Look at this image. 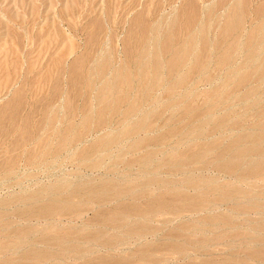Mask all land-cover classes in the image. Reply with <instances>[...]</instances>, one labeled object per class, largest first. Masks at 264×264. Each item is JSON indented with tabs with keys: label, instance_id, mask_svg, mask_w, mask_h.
<instances>
[{
	"label": "bare ground",
	"instance_id": "1",
	"mask_svg": "<svg viewBox=\"0 0 264 264\" xmlns=\"http://www.w3.org/2000/svg\"><path fill=\"white\" fill-rule=\"evenodd\" d=\"M188 1H189L190 6L186 7L187 13L184 14L185 16H184L183 22L180 24V22H179L180 20H177L178 23H176L177 21H174V20H172V21L168 20L169 21L168 28L165 27L167 29L166 30L163 29V31L159 30L160 29V28H158L159 23L156 24L160 19L158 21L156 20L155 22H149L148 12L146 13V11H145L146 9L144 11H141V10L138 11L137 10L138 12L135 13L132 22L130 23V21H129V23H130V25L128 24L129 28L127 27L128 29L127 28L125 29V31L126 30L127 31L125 34H123L124 37L123 38L121 37L122 39L120 38L121 39L120 40L121 47H119L120 49H117V50L113 49L112 46L108 47L105 50L99 49L100 47H98L100 43L101 44H105V43L107 44L109 42V41L105 40L106 37L104 38V40H102L103 34L100 35L101 31H102V27H103V23L101 22L102 19H101V21H99V20H93L92 22L90 21L91 23H90L89 27H88V24L86 25L87 30H88V28H91V29H89V32H87L88 37H86V39H85L87 41L86 42L87 45H85L86 47H84L85 49L82 51V53L79 52L80 55H76L73 59H71L72 61L69 64H67V67H66L65 72H66L67 77H66L65 81L67 83V88L66 87H65L66 89L64 88L65 91L63 89V91L65 92L64 95H66V96H64L62 93V95L65 98V100L63 99V101H64L63 105H61L62 104L61 103V104H59V105H61L60 107H56V106H54V104L48 105L46 100H45L46 101L45 103L43 102V104L47 103V106H46V108L43 109L42 112L40 111L42 113L40 121L39 122L37 121V123L35 122L33 124V126H29L32 128L34 127L37 130L33 128L36 131L34 133H31V135L32 134L33 135L32 136L30 135V137H31L30 140H27V141H29V143H26V144L23 143L24 146H22V150L20 149V151H23V152H22V154L20 152V154L23 156V158H22L24 160L23 162L27 166H48V165H51V162L53 160H55L57 157L61 158L62 155H66L65 158L68 161H70V163L75 164L77 170L78 169L79 170H88L91 172V174H93L92 173L93 171H99L101 169H104L105 173H102V175L100 176L99 179L96 178L97 180H95V178L94 179L90 178V179L86 180L87 179L86 178V179H84L86 181H84L83 179H80V177L78 176V177H76L77 180L75 178L76 181L69 180V179L56 180V181H53L52 183H50L51 182L50 181L49 185H46V186L42 185L41 187H39L38 189H36L34 191L30 189V191H23V192H20L19 194H15L13 196L10 195L11 197L9 199L7 198V200L5 199L3 202L1 201L2 202V206L0 207V209H1L0 210V238H1V240H0V259L1 260L3 257H5V254L6 255L8 254V255H11L9 259H13L14 257L16 258V256H17V259L15 261H17V260L21 261L22 259L25 260L26 262L28 261V263L23 261L25 264H46L48 262H50L51 264L52 263L59 264V263L63 262L64 258L66 257L65 256L66 250L78 252L79 250L85 249L86 250L85 254H83V255L80 254V256H77L81 259L77 260V257H76V260L79 261V263H77V264L81 263L80 260H82V264H123L125 261H123L121 259H116V258H113L110 256L101 255L100 253L96 254L95 251L100 252V250L101 249L103 250L104 248L110 249V250H117V248H119V247L121 248V247H123L124 244H127L128 240H129L128 238L131 235L136 237L137 240L140 239L141 237H145L147 234H148V236L149 235H156L157 234L156 232H158V229L155 231V228H152L151 226L146 225L143 222V220H141V219H148L150 221L155 216L162 215V214H173L174 216H177V215L186 214L185 212H187V214L201 213V212L203 213L206 210H209L211 208L213 209L217 206L219 207L222 204V202H228V203L231 202L232 210H234L238 213H244L245 214V213H249L250 212L249 210H251V209L256 210L257 205L253 204V201L255 200V198L250 197L251 200L241 199L243 201H239L241 195L246 196L245 191H242L240 188H237V187H233V189H228L230 186H232L231 184H230V186H228V188H226L227 190L218 189V188H215L216 184H214V180L213 181L207 180L205 182L202 179V177L200 179V175H199L198 181L196 179H195L196 180L195 181L192 179L193 176L191 174V176L190 175L185 176L181 181V183H183V184L182 185L180 184L182 187H178V186H176L177 184L174 183V180H173L174 177H172L175 174L174 175H172V174L175 173L176 171L180 172V174H181V169H183V168L188 169V172L190 170H192V172H193V170H194L198 174H201V172L204 170V168L206 167L205 170H207V168L209 166L217 172V175H222L224 177L225 176L230 177L231 179L234 178L236 181L240 180V182L244 181L248 177L249 178L252 176L257 177V176H261V175L264 176V163L263 162L258 161V160H255V161L250 160L247 162V164H242L243 163L242 159H244V158L247 159L248 156L250 158L251 154L254 155V154H263L264 153V103L263 104L261 103L262 105L260 104L261 108L258 112L259 113V118L257 117L258 121L256 120L257 122L255 121V123L250 124L249 126H247V128H245L243 126L244 130L242 129V124H244V123H242L243 121L238 120L239 114L236 116L237 120L232 119V118H231V120H228V119H226V116L222 117V115H221V117H222L221 119H219V120L217 119V121H216V119H214L215 122L213 123L212 128L210 130L207 131V129H206L208 134H210V133H213V131H216L218 129L219 130L221 128L223 129L224 126H226V125H232L235 127L237 126V128L238 127L241 128L242 130L240 129L241 130V131L239 130L240 132L237 129H235V130H237L238 133L237 134H236V132L234 133V135L232 136L233 137L232 140H231L232 137L231 138L227 137V138H230V140H231L230 142L224 143V142H220L219 140L211 141L207 144H205L206 142H204V145L201 144L200 146H198V148L195 151H192V149H191L192 146L188 145V148H186L187 150L186 149H185L186 151L183 150L185 152H182V153H179L178 149H180V147L174 145L175 147L169 146V148H170L169 152L164 151V152H168L169 154L168 153L163 154V152L161 151V149L163 147L162 148L159 147V144H160V146H162L161 144L166 142L167 138H171L174 136L178 137L177 139H179V142L183 139L190 141L191 139L196 137L193 135V133L196 130H198L199 128L202 129L201 126L203 127V125H202L203 123L206 124V123H209L211 121L201 123V121L204 120V119L200 118V116H202V114H203V112L200 113L202 111V109L199 110L200 111L199 112L197 110L199 108H197V109H196V107L193 108L194 106L187 103L186 109H185V107L183 109L185 110V115L187 116L189 122H191L192 127H190L188 130L183 128L184 130H187V131L185 133L180 132V134L177 135L178 129H176V131H174L176 126L174 128L173 125L168 124V123H167L168 128L166 131H164V129H163L164 132H162V131L160 132L159 131L160 128L156 129V125H158V123H161V122H156V121L159 120V117L162 115L160 110L157 112V110L159 109L157 107V105L155 107V108H158L156 111H154L155 110V108H153L154 105L152 106V108L154 110L150 109L151 110V111L149 110L150 112L149 111L146 112L145 109H143L144 108L143 105H145L147 99L150 98L149 95H150V93H152V91L157 92V90L159 88L162 89L165 86L162 90H164V93L168 96V99H169V97H172L175 94V91L179 87L182 89V85L185 82L187 83V81H189L188 79L190 76L194 75L195 73H197V74L203 73L206 69V66L209 64L207 62L208 57H209L208 55H210V57H211V54H207L208 53L207 49L210 48V47H208L209 41L207 40L206 35L205 36L203 35L205 33L204 29L207 32L206 28L205 27H203L204 29L202 28L203 29L202 31L204 32L203 34L200 32V30H198V32L196 31V33H193L194 31H192V28L193 29L195 28L192 25L196 21H198L199 16L197 14L201 10L199 8L198 10H200V11L199 12L197 11L198 7L194 6L196 4H193V0H188ZM186 3L188 4V2H186ZM142 8H145V7H142ZM237 8H239V7H237ZM258 8H259V6H258ZM178 9L180 10V8H178ZM181 9H183V8H181ZM242 9H240V10H242ZM255 9L257 10V8H255ZM262 10H263V8H262ZM148 11H149V9H148ZM238 11L239 10L237 9V12ZM176 12L178 13L179 11H176ZM108 13H110V12H108ZM231 13H232V11H231ZM233 13H234V11H233ZM240 13H241V11H240ZM104 14L101 13L100 16H102ZM200 14H202V16H203V12H200ZM206 14L207 13H205V15ZM229 14H230V10H229ZM105 15H107V14H105ZM175 15H176V13H175ZM181 15H183V14H181ZM196 16H198L197 20H196ZM206 16H204V17L207 19L208 16L207 17ZM225 16H223V17H225ZM241 16H243V15H241ZM176 17H177V15H176ZM200 17H201V15H200ZM99 18L100 17H98V19ZM109 18H111V17H109ZM180 18H178V19H180ZM239 18L240 17L237 15V13H236V16H234V15L231 16V15L227 14V18L224 19L226 21H224L225 23H224L223 28H222V26H220L221 30H223L222 33H227V32H230L231 30L233 31L235 29L234 27L236 25H238ZM131 19H132V17H131ZM161 19H163V18H161ZM182 19H183V17H182ZM199 21H201V20H199ZM203 21H205V20H202V22ZM104 23H105V21H104ZM166 23L167 22H165V24ZM165 24H164V26H165ZM204 24H205V22H204ZM204 24H202V26ZM72 25H74V24H72ZM219 25H218V27H219ZM239 26H240V23H239ZM257 27H259V26H257ZM58 28L59 27H57L56 29L58 30ZM105 29H106V27H105ZM239 29L241 30V28H239ZM220 31H218L219 37L221 35V33H219ZM250 31L252 33L251 29H250ZM257 31H258V29L254 30V32H257ZM234 32H236V30H234ZM58 33L61 34L62 32H60V30H59ZM148 33L151 34L152 36H148L147 35ZM180 33H183V35L187 38L182 43H178V44H181L178 46L176 41L178 40L177 38H179V40H180V37H182ZM179 34H180V37H179ZM208 34H209V36L212 35V34L210 35V32ZM227 34H225V35H227ZM111 35H109V36L107 35L108 40L113 39ZM230 35H231V33H230ZM230 35L228 34V36H230ZM237 35L239 36L240 34L237 33ZM237 35H236V38H237ZM216 36H218V35H216ZM251 37L249 40H251ZM258 37H259V35H258ZM247 38L245 40L249 41V40H247ZM254 38H256V37H254ZM239 39H240V37H239ZM262 39L263 38L261 37V40ZM210 40H212V37L210 38ZM240 40H242V38ZM232 41H233V39H231V42ZM173 42L177 44V45H175V48H173V46H172ZM195 42H197L199 44V47H200V48H198L199 50H197V52L194 51L195 50L194 48H196V47L193 48V46L195 45L194 44ZM212 42H214V40ZM229 42L230 41H228V43ZM238 42L239 41L237 40V43ZM251 42H252V40H251ZM251 42H248V46L245 42L246 45L244 47L247 46L246 48L251 49V47L253 46V45L251 46V44H252ZM197 43H196V46H197ZM215 43L216 42H214L213 44L215 45ZM237 43L235 42L236 45H237ZM108 44H110V43H108ZM263 44H264V42H263ZM212 45H211V47H212ZM222 45H224V44L222 43ZM222 45L218 46L219 47L218 49H222ZM225 45H226L225 47H227L228 44H225ZM176 46H178V47H176ZM106 47H107V45H106ZM213 47H212V49H213ZM216 47H217V45H216ZM231 47L232 46L230 45L222 53H220L218 51L219 52V55L217 54L218 56H215L216 55L214 53L215 48L213 49L214 50V51H212L214 53L213 55L216 57V58H214L216 60V62H215L216 67L224 66L225 63L227 65V62H229L228 59L232 56V55L231 56L229 55L230 53H232V52H230ZM235 47H238V46H235ZM242 47H243V45H242ZM243 48L241 50H244ZM250 49H248V53H249ZM165 50L171 51V53H170L171 56H167V51H166L165 56H167V58L169 57V59L167 61H164L165 59L163 60V58L161 57V53ZM236 50H238V48H236ZM263 50H264V48H263ZM192 51L195 53L192 54ZM245 51H246V49H245ZM254 51H253V53H255ZM68 52H70V50ZM251 53L252 52H250L249 54L251 57H253V53L252 54ZM54 54H55V52H54ZM57 54L58 53H56V55ZM115 54H117V55H115ZM242 54L244 55L243 51H242ZM261 54H262V56L264 55L263 51ZM51 55H53V54H51ZM56 55H55V57H50L48 59V61L46 63L48 66L45 65V68H48V69H45L46 70L45 72L43 71L44 70L43 67H42V69H40L43 71V75H44L42 78L43 79L45 78L44 81L41 82V83H44V85H45V82L46 83L48 81L51 82L56 77L59 78V75H58L59 71L63 69V68H61V66L58 69V65H60L59 61H60V58H62V57L58 58V57H56ZM113 55L116 57L118 56V58L120 57L121 62L117 61L116 63H113V61H114L113 59H116V57L113 58ZM60 56H62V55L60 54ZM190 56H191V60H189L188 66H185V65H187V64H184L185 60H187L188 57L190 58ZM241 57H244V56L241 55ZM247 57H249V56H247ZM231 58L233 59L234 57H231ZM231 58L229 59L230 61H231ZM259 58H260V56H259ZM16 59L17 58L15 57L14 60H16ZM242 59H243V61L245 60L244 58H242ZM263 59H264V57H263ZM14 60H13V62H14ZM246 61H248V60H246ZM246 61L242 62L243 66H245L244 63ZM256 61H255V63L257 65ZM259 61H260V59L258 60V62ZM186 62L188 63V61H186ZM252 62H253V60H252ZM252 62H250V63H252ZM16 63L17 62L15 61L14 64L16 65ZM262 63H260V64H262ZM246 64L248 66V62H246ZM32 65H33V63L31 62V66ZM63 65H66V64H63ZM50 66H52L53 70H54L52 73H51ZM247 66H245V67L247 68ZM207 68H208V66H207ZM246 68H244V70H248ZM234 69L232 68L231 71H234ZM249 69H250V65H249ZM64 70H65V68H64ZM132 70L135 71V73L138 75L137 76L136 74H134L135 77L136 76L138 77V78H136L137 80H134ZM179 70H182V72H184V74L180 76V74H181V71H180L179 77H177V76L175 77L176 72L177 71L179 72ZM238 70H239V68H238ZM241 70H243L242 67H241L240 71ZM163 71H166L165 77H163L164 75L163 76L161 75ZM62 72H63V70H62ZM233 73H235V72H233ZM237 73H239V72H237ZM241 73H242V71H241ZM241 73H239V74H241ZM41 74H42V72H41ZM239 74H238V76H240L239 79L237 81L235 79V82L233 83L234 87H237L239 85H242V87H243V85L246 86V84L249 82V80L251 78H252L251 81L253 80L254 75L257 77V79L258 78L263 79L264 78V64H263V67L257 68L256 71L251 70L248 72H243L242 75H239ZM203 75H202V77H203ZM205 75H206V73H205ZM230 75L231 76L234 75L232 78L237 76V75L235 76V74H233V75L230 74ZM230 75H229V77H230ZM205 77L202 79V82L204 81V79L207 80V78H205ZM42 78H41V80H42ZM225 78H227V77H225ZM232 78H230L229 81H231ZM25 79H27V78H25ZM56 79L54 80V83H55ZM199 79H200V75H199ZM58 80L59 79H57V81ZM223 80H224V78H223ZM223 80H222V82L225 81V80L224 81ZM232 80L234 81V79H232ZM263 80H262V82H263ZM97 81L99 83L97 85L98 87L96 88V90L94 92V96L91 97V91H92L91 87L94 85V83H97ZM195 81H197V80H195ZM233 81H231V82H233ZM191 83H189V85ZM204 83H206V82H204ZM256 83H258V81ZM29 84H32V82L31 83L29 82ZM220 84L222 85V83H220ZM233 84L231 86H233ZM251 84H253V83H251ZM36 85H39L38 87H40V84L36 83ZM36 85H31V86H35V90H36ZM51 85H53V83ZM56 85H54L55 88H58ZM229 86H227V87H229ZM231 86L229 88H231ZM249 86L251 87L250 83H248V87ZM38 87H37V89H39ZM253 87H254V85H253ZM55 88L53 89L52 92L55 91ZM94 88H95V85H94ZM122 88H123V90H122ZM216 88H219V87H216ZM216 88H214L213 90H210L209 93L207 94V96H208L207 98L212 99L213 97H215V98H213V99H215V101H213L215 103L212 105H209V106L206 105L208 108L207 109L204 108L206 110V111L204 110L205 111L204 115H206V113L212 107L213 108L219 107V105H222L224 102L226 103L225 97L227 94L222 93L223 96H225V97L224 98L220 97L221 94H218L217 92H220L221 89L220 90L218 89V91H217ZM246 88H247V86H246ZM252 88H251V90H252ZM208 89H210V88H207V90ZM237 89H238V87H237ZM254 89H255V87H254ZM182 90L179 91L180 95H181V92L184 91V90L183 91ZM188 90H190V89H188ZM251 90H248V88H247L244 93H242L243 91H241L242 94L240 93V95L238 94L239 92L238 93L236 92L239 96L234 92H233V95L236 94L235 96H238L241 99V101L242 100L246 101L247 99H249L248 97H250V95L252 94ZM204 91L205 90H203V92ZM226 91H228V90H226ZM37 92H39V91L37 90ZM49 92H51V89ZM57 92H59V91H57ZM221 92H224V91H221ZM229 92H227V93H229ZM263 92H264V90H263ZM179 93H177V94H179ZM189 93H192V91H190ZM258 93H259V91H258ZM55 94H53V95L50 94V96H54ZM160 94L163 96L162 93H160ZM57 95H58V93H57ZM132 95H135V97L134 96L131 97ZM158 95L159 94L157 92V96ZM187 95H190V94H187ZM157 96L153 97L154 102L159 101ZM183 97H184V93H183ZM229 97L231 98V100L233 99L231 96H229ZM80 98L84 99V104L83 105L81 104V106H79L76 103V101ZM175 98H176V96H175ZM178 98H176V99H178ZM190 98H191V96H190ZM202 98H204V97L202 96ZM239 98H238V100H240ZM15 99L10 101V104H9V108L12 111L10 113L11 115L8 117V121H7L9 123V125L14 124L15 121L16 122L21 121V119H20V121H17V119H16L17 117L15 116V113H14V111H16L18 106H19V104L17 102H15ZM43 99H45V98L43 97L42 100ZM51 99H49V101ZM172 99H174V97ZM172 99H170L171 101H169L168 105L165 104L166 107L170 106L173 108V106L179 102V100L176 101V100H172ZM210 99H208V101H210ZM251 99L248 100L249 103H250ZM80 100H78V103ZM91 100L94 101V105L91 104ZM153 100L151 101V99H150V104L153 103ZM182 100H180V101H182ZM229 100H227V101H229ZM234 100H235V98H234ZM238 100H236V101H238ZM39 101H41V100H39ZM39 101L37 100V103H39ZM166 101H168V100H166ZM166 101L163 100L161 103H164ZM188 101H189V98H188ZM34 102L36 103V101H34ZM254 102L257 103V101H254ZM52 103H53V101H52ZM203 103H206V102H203ZM225 103H224V106H226L228 102L226 104ZM256 103H255V105H256ZM40 104L41 103H39V105ZM150 104H149V106H150ZM246 104H247V101H246ZM31 106L33 107V105H30L29 109L31 108ZM43 106L45 107V105H43ZM145 106L147 107L148 105L146 104ZM183 106H184V104H183ZM183 106H181V107H183ZM197 106L199 107V105H197ZM227 106L229 107L231 105L229 104ZM181 107L179 109H182ZM202 107H204V105ZM7 108H8V106H7ZM36 108H38V107L36 106ZM150 108H151V106H150ZM220 108H222V107L220 106ZM254 108H255V106H254ZM4 109L5 108H3V110ZM40 109H42V108L40 107ZM161 109H163V107ZM169 109H171V108H169ZM173 109H175V108H173ZM177 109H178V107H177ZM177 109H176V111H177ZM256 109H258V108H256ZM18 110H20V108ZM32 110H34V109H32ZM35 110H38V109H35ZM146 110H148V109L146 108ZM167 110H166V112H167ZM171 110L169 111L170 113H171ZM2 112H4V111H2ZM6 112H5V114H6ZM34 112H36V111H34ZM77 112H81L78 117H77V114H78ZM172 112H173V114H175L174 111H172ZM214 112H216V111L214 110ZM1 113H0V137H3L5 135V133H7L8 129H6L7 127H5V125L3 126V120H4L3 115L4 114L2 115ZM37 113H38V111H37ZM222 113H223V111H222ZM224 113H225V110H224ZM29 114L30 113H28V115ZM135 114H139V116L137 118H133V115H135ZM217 114H219V113H217ZM229 114L230 113H228V115ZM38 115H40V114L38 113ZM171 115H172V113H171ZM172 116H174V115H172ZM172 116H171V118H172ZM175 116H178V115L175 114ZM239 116H241V115H239ZM154 117H156L157 120H155L156 118H154ZM204 117L205 116H203V118ZM218 117H220V116H218ZM260 117H262V119ZM38 118H39V116H38ZM208 118L210 119V116H208ZM34 119H36V118H34ZM152 119L155 121H153ZM161 119H163V118L161 117ZM165 119H168V118L166 117V118H164V120ZM211 119L213 121V117ZM179 120L177 119L178 122H179ZM181 120L183 121V119H181ZM29 121H31V120H28V123H29ZM168 121L166 120V122H168ZM186 121H187V119H186ZM169 122H171V121H169ZM23 123H25V122H22V124ZM28 123H26V126ZM162 123L164 124V126L166 125L165 122H162ZM174 123H176V122H174ZM183 123H181V124H183ZM22 124H21V127L23 126ZM14 125H16V124H14ZM14 125H13V128H15V130H16V127H14ZM179 125H180V123H179ZM187 125H188V123H187ZM159 126H161V125L159 124ZM26 129H28V128H26ZM161 129H162V127H161ZM183 129H181V130L184 132ZM30 130H32V129H30ZM230 130H229V133L232 132L233 129H230ZM10 131H13V130H10ZM16 131H18V130H16ZM23 131L26 132V134H28L27 131H25V130H23ZM206 131H204V132H206ZM24 132H23V134L22 133L21 134L24 135L25 134ZM204 132H202V133H204ZM202 133L200 134V136L203 135ZM216 133H218V132H216ZM216 133H214V134H216ZM12 134H14V133H12ZM141 134H142V136H141ZM204 134H206V133H204ZM219 135H221V134H219ZM9 136H11V135H9ZM197 136L199 137V135H197ZM24 137L25 136H23V139H24ZM190 137H193V138L190 139ZM187 138H189V139H187ZM89 139H91V140H89ZM222 139H223V137H222ZM19 140H20V142L23 141V140L21 141V139H19ZM169 140H171V139H169ZM194 140L195 139H193V141ZM207 140L209 141V138H207ZM123 141H126L125 143H127L128 145L126 144V146H122L123 145L122 143H124ZM193 141L190 143L192 144ZM13 142H14V139H13ZM169 142H171V141H169ZM175 142H176V140H175ZM225 142H226V140H225ZM12 145H11V147H13V149H15L14 146H12ZM18 145H19V143H18ZM163 146L166 147V143L163 144ZM193 146H194V144H193ZM177 147H179V148H177ZM114 148L115 149L117 148V153H115L117 155L116 156L114 155L115 157L112 156V153H110L114 150ZM140 149L143 152L140 155H138V153L140 152L139 151ZM180 151H181V149H180ZM208 153H210V154L213 153L214 158L212 157L213 159L210 162H208V165H207V164H205L203 157L205 155H207ZM124 154H130V155L133 154L134 157L132 155V157H133L132 159L129 160L128 159L129 157H128L127 158L128 160L127 159L125 160V158H123V157H125L126 155L124 156ZM159 154L162 158L160 159L158 157L159 160L154 165L153 164L154 161L157 160L156 158L154 160V157L156 155H159ZM225 155L227 156V158L225 157ZM255 156H252V157H255ZM260 157L258 156V159ZM11 159H12V157H11ZM209 159H211V158H209ZM260 160H261V158H260ZM244 161H245V159H244ZM11 162H13V161H11ZM54 162H56V161H54ZM8 163H7V166H9ZM119 163L120 164L124 163L126 165V167H129V168L132 165H135V164L138 165V167H139V173L138 174L139 175L135 178H128V179L127 178L112 179L113 177L112 178L108 177V171H113V170L109 169V167L112 166L111 168H114L113 167L114 165L115 166L117 165L116 167H118ZM9 164H12V163H9ZM50 167L51 166H49V168ZM163 167L170 173V175L168 174V177L166 179H162L160 177L161 174H160V176L158 175L159 169H161ZM184 172L187 173V170L186 171L184 170ZM184 172L182 174L183 176H184ZM6 174H9V170L5 171V175ZM88 175H89V173H88ZM195 176H197V175H195ZM202 180L204 181V183ZM217 183H218V180H217ZM237 183H235V184H237ZM201 184H206V186H207V184L210 185L209 190L211 191V193H210V191L208 193L213 195L212 200H211V198H210V200H208L209 196L206 195L207 194L206 191H205V193L200 191L201 188L199 189V185H201ZM250 184H252V183H250ZM234 186H237V185H234ZM188 187H191L193 189L195 188V190L198 189V191H196L193 195L188 196V191H186L188 189ZM223 187H224V184L222 185V188ZM248 190H249V188H248ZM214 191L216 194L213 193ZM250 191H251V188H250ZM253 191L255 193L254 189H253ZM260 191H261V189H260ZM254 193H252V194H254ZM261 195H263V193ZM246 199H248V198H246ZM141 200L144 201V205H143L144 207L143 206L141 207L139 204V202ZM256 200H257V198H256ZM16 201L19 202V204H21V207L13 209V212H15L13 214L23 216L24 218H26V221H27L26 225H23V226L20 225V227H18V226L14 227V225L12 224V222L10 220L11 219L10 214L7 212L8 209L6 207V206H8V204L10 202L14 203ZM174 202L175 203L179 202V206L173 207L172 203H174ZM19 204H18V206H19ZM108 204L111 206L107 207ZM258 206H260V205H258ZM14 207H15V205H14ZM258 208L260 209V207H258ZM87 209L94 213V215H93L94 217H92L91 220H87L86 223H84V224L82 223L83 225L78 224L76 226H74V225L70 226L68 231L64 232L54 222L56 217H57V219L60 218L61 220L64 218L65 219H67V218H70V219L73 218L74 219L75 218V220H77L80 216H83V215H81L82 212H84ZM9 210H10V208H9ZM255 210H252V211H255ZM221 217L222 216L218 217V215L216 216L213 214V215H210L208 217L209 220L199 219L198 222H199L200 226L203 224L208 225V226L213 225V223H216L217 221H218V223L219 222L223 223L224 226H227L231 223L234 224V222H236V221H233L234 218H232L230 216H226L225 220H219ZM73 219H71V220L73 221ZM32 221H34V222L42 221V222H44V224L36 227L35 223H33L34 225L33 224L31 225ZM249 222H250V220L248 221V223ZM183 226H185V225L183 224ZM216 227H217V225H216ZM191 236H194V235H191ZM191 236L185 235V234L177 231L176 229H172V233L168 232L164 237H167V238L179 237L180 240L179 241H168V242H165L162 244L163 247H160V246L159 247L161 249L166 248L167 250H171L173 252V254L174 253L182 254V253H186L185 251L187 250L188 246H190V245H201V247H204L205 242L209 243V241H206V240H208L207 238H206V240H205V238H199V239L195 240V239H192ZM219 238H220L219 236H214L211 238V240L214 242L216 239H219ZM250 240L252 242L256 241V239H251V238H250ZM215 242L217 243V241H215ZM42 245H43V247H42ZM159 247L157 246V249ZM120 248H119V250H120ZM124 248L125 247L121 248V250ZM20 251H22V253L18 254V252H20ZM77 252H76V254L75 253L74 254L77 255ZM80 252H84V251H80ZM172 252H171V254H172ZM250 252H251V255H256L257 259H260V260L264 259V254L262 252L261 247H259L257 249H250ZM198 253L200 256V251H198ZM17 254L20 255L21 257L18 256ZM74 254L71 253V257H74L73 256ZM201 254H206V252L204 251ZM19 257L20 258L23 257V258L20 260V259H18ZM159 258H161V257L156 258V256H153L152 258H148V259L143 258L142 261L147 262L149 264H155L157 262H161L158 260ZM214 259H212L211 257H206L204 259H200L198 264H237L234 261H231L227 257H222L221 259H218V260H216V258H214ZM251 259H255V258L251 257ZM5 260H6V258H5ZM76 260H74V262ZM4 261H0V264H4L3 263ZM6 261L9 262L8 259ZM11 261H13V260H11ZM13 262H12V264H13ZM66 262L67 261L65 260V262H63V263L66 264ZM152 262H154V263H152ZM19 263L22 264V262H19ZM6 264H8V263L6 262ZM129 264H130V262H129Z\"/></svg>",
	"mask_w": 264,
	"mask_h": 264
},
{
	"label": "rangeland",
	"instance_id": "2",
	"mask_svg": "<svg viewBox=\"0 0 264 264\" xmlns=\"http://www.w3.org/2000/svg\"><path fill=\"white\" fill-rule=\"evenodd\" d=\"M194 1L195 0H193V4H196L194 6L198 7L197 8L198 12L200 10H201L200 12H203V16H202V14H200V12L199 13L197 12L199 19L197 18L198 16H196V20L198 19V21L195 22L196 24L194 23L192 25L196 29L192 28V31H194L193 33H196V31L198 32V30H200V32L202 34L205 32L203 35L204 36L206 35V38L209 41L208 47H210V48L207 49V52H208L207 54H211V57H210V55H208L209 56L208 60H207V62L209 63V64L207 63L208 68L206 66V69H205L206 72L204 71L203 73H200V74L195 73L194 75H192L193 77L190 76L188 79L189 81H187V83L185 82L186 84L184 83L182 85V89L184 88L183 89L184 91L180 87L175 91L174 95L176 96V98L179 97L178 99H176L174 95L172 97H169V99H168V96L164 93V90H162L165 86L162 89L159 88L157 90L159 97L157 96V92L152 91V93H150L151 96L149 95L150 98L147 99L148 102L146 101L145 105L147 104L149 106L150 99L152 101L153 97H156V96H157L159 101L154 102V100H153V103L150 104L151 108H150V106L146 107L145 105H143L144 106L143 109H145V111L148 112L150 109L154 110L153 108H155L157 105V107L159 109L155 108L154 111H156L158 109L157 112L160 110L162 115L159 117V120H157L156 117H154V118H156L155 119V120H157L156 122H161V123H158V125H156V129L160 128L159 129L160 132L161 131L164 132L167 130V128H168L167 123L173 125L174 128L176 126L174 131H176V129H178L177 135H179L180 132L185 133L190 127H192V124H191V122H189L187 116L185 115V110L183 109L184 107L186 109L187 103L194 106L193 108H195V107H196V109L199 108V109H197L198 111L202 109L201 112L199 111L200 113L203 112V114H202V116H200V118L204 119V120L201 121V123L207 122V121H211V122L206 123V124L203 123L202 124L203 127L201 126L202 129L199 128L198 130H196L194 132L196 135L193 133V135L196 137H194V138L190 137V139L193 138V139H195L194 141H193V139H191L190 141L183 139L179 142V139H177L178 137H176V136L171 137V138H167L168 141L166 140V142L163 143V144L166 143V147L163 146V144H161L162 146H160V144H159V147L164 148V149L160 148L161 151L163 152V154H167L170 151L169 146L173 147L174 145L179 146L181 149V151H180V149H178L179 153H182V152H185L187 150L186 148H188V145H191L192 151H195L198 148V146H200L201 144L204 145V142H206L205 144H207L211 141H215V140H219L220 142H224V143L230 142L233 139L232 136L234 135V133L236 132V134H237L238 133L237 130L239 131L241 128H239V127L237 128V126L235 127L232 125H226V126H224L223 129L221 128L220 130L218 129L216 131H213V133H210L211 134L210 135V134H208L207 131L212 128V125L215 122L214 119H216V121H217V119L219 120L223 116H226V119H228V120H231V118L237 120L236 116L239 114L241 116L238 115V120H241V121H243L242 123H244V124H242V129L244 127L247 128V126H249L252 123H255V121L259 118L258 112L261 108V105L264 103V92H263V90H264V80L263 79L264 78L263 79L262 78L257 79V77L254 75L253 80L251 81V79H252L251 78L248 82V83H250L251 87L250 86L248 87V83L246 84L248 90H251L253 85L255 87V89H254V87L252 88V90H251L252 94L250 95V97H248L249 99L252 98L253 100L251 99L250 103L248 102L249 99L246 100L248 105L246 104V101H244V100L241 101V99L238 97L240 95L241 91H243L242 93L245 92V90L247 89L246 86L243 85V87H242V85H239V86H237L238 87V89H237V87H234V84H233L235 82V79H236V81L239 79L240 76H238V74L241 73V71H242V73L239 75H242L243 72H248L251 70L256 71L257 68L263 67L264 55L262 56L261 53L263 51V54H264V50H263V48H264L263 47L264 46V44H263V42H264V0H196L197 2L196 1L194 2ZM186 2H188V4ZM187 6L188 7L190 6L188 0H0V113L2 111H4L1 113L2 115L4 114L3 115L4 116L3 126L5 125V127H7L6 129H8L7 133H5V135L3 137H0V202L1 201L3 202L5 199L7 200V198L9 199L11 197L10 195L13 196V195L19 194L20 192H23V191H30V189L34 191V190L38 189L39 187H41L42 185L43 186L49 185L50 183H52L53 181H56V180L69 179V180L76 181L77 180L76 177H78V176L80 177V179H83V180L86 178H87L86 180H88L90 178L91 179L95 178V180H97L100 178L102 173H105L104 169H101L99 171H93L92 172L93 174H91V172L88 170H79V169L77 170L76 165L73 163H70V161H68L65 158L66 155H62L61 158L57 157L55 160H53L51 162V165H48V166H27V165H25V163L23 162L24 160L22 159L23 156L21 154L23 151H20V149L22 150V146H24V144L29 143V141H27V140H30L31 133H34L37 130L36 128L33 127L34 129H36V130H34L32 127H29V126H33V124L35 122L37 123V121L38 122L40 121L41 114H42L41 112L43 111L44 108H46L47 103H48V105L54 104V106H56V107H60L61 105H63V102H64L63 99L65 100L64 96H66V95H64V93H65L64 91L67 88V83L65 81L66 77H67L66 72H65L66 67H67V64H69L72 61L71 59H73L76 55H80V53H82V51L85 49L84 48V47H86L85 45H87V43H86L87 41L85 39H86V37H88L87 32H89V29H91V28H88V30H87L86 25L88 24V27H89L90 23L93 20L101 21V19H102L101 22L103 23V27H102V31L100 34V35L103 34L102 40H104V38L106 37L105 40L109 41L108 43H110V44L112 43V44L110 45L108 43L107 44L105 43L107 45V47H106L105 44L100 43L98 47H100L99 49L105 50L108 47L112 46L113 49L117 50V49H120L119 47H121L120 40L124 37L123 34H125L127 31V30L125 31V29L130 25V23L132 22V20L134 18L135 13H137L138 11H140V10L144 11L146 9L145 11H146V13L148 12L149 22H155L156 20L158 21L160 19L156 24L159 23L158 28H160L159 30L163 31V29L166 30L168 28V23L170 20L171 21L172 20H174V21L180 20L179 21L180 24L183 22L184 16H185L184 14L187 13L186 12ZM258 6L260 9L258 8ZM142 7H145V8H142ZM146 7L149 9V11ZM237 7H239L240 9H242V8L243 9L240 10ZM178 8H180V10ZM181 8H183V9H181ZM199 8H200V10H198ZM255 8H257V10ZM262 8H263V10H262ZM237 9L239 10L238 11L239 13L237 12ZM229 10H230V14H229ZM176 11H179V12L177 13ZM231 11H232V13H231ZM233 11H234V13L236 12L240 18L238 21V25H236L237 27L236 26L234 27L235 28L234 30H236V32H234V30L233 31L231 30L232 32L231 31L227 32L229 35L231 33V35L228 36L227 33H222L223 30H221L220 26H222V28H223L224 23H225L224 21H226L224 19L227 18V14L231 15V16H233V15L236 16V13L234 14ZM240 11H241V13H240ZM108 12H110V13H108ZM204 12L207 13L206 14L208 16L207 19L204 17V16H206ZM101 13L102 14L105 13L107 15L104 14V15H102L103 16L102 17V16H100ZM175 13H176L177 17L175 15ZM180 13L183 15H181ZM200 15H201V17H200ZM241 15H243V16H241ZM223 16H225V17H223ZM98 17H100V18L98 19ZM109 17H111V18H109ZM131 17H132V19H131ZM182 17H183V19H182ZM161 18H163L164 20ZM178 18H180V19H178ZM199 20H201V21H199ZM202 20H205V21L202 22ZM104 21H105V23H104ZM129 21H130V23H129ZM165 22H167V23L165 24ZM204 22H205V24H204ZM176 23H178V21ZM239 23H240V26H239ZM72 24H74V25H72ZM164 24H165V26H164ZM202 24H204L205 26L204 25L202 26ZM218 25H219V27H218ZM257 26H259V27H257ZM57 27H59L58 30L56 29ZM105 27H106V29H105ZM165 27H167V28H165ZM203 27H205L207 32L208 33L210 32V35L211 34L212 35L209 36V34L205 31V29ZM202 28L204 29V32L202 31L203 30ZM239 28H241V30ZM250 29L252 30V33H251ZM257 29H258V31L254 32V30H257ZM59 30H60V32H62L61 33L62 35L60 33H58ZM218 31H220L219 33H221L220 37H219ZM237 33L240 35L238 36ZM180 34L182 37H180ZM180 34H179L180 40H179V38H177L178 39L177 41L175 40L177 42V44L182 43L187 38L183 35V33H180ZM225 34H227V35H225ZM107 35L108 36L111 35L113 39L108 40ZM147 35L152 36L149 33ZM216 35H218V36H216ZM224 35L226 37L228 36L227 37L228 39ZM236 35H237L238 39L236 38ZM258 35H259V37H258ZM260 36L263 38L262 40H261ZM211 37H212V40H210ZM239 37H240V39L242 38V40H240ZM250 37H251L252 42H251V40H249ZM254 37H256V38H254ZM246 38L249 41H246L245 40ZM231 39H233L232 42H231ZM236 39L239 41L238 43H237ZM213 40H214V42H216L215 45L213 44L214 42H212ZM228 41H230V42L228 43ZM174 42L172 44L173 48H175V45H177ZM235 42L237 43V45L235 44ZM245 42H246L247 46H248V42L252 43L251 46L252 45L253 46L251 47V49L246 48L247 46L244 47L246 45ZM196 43L197 42L194 43L195 45L193 44L194 45L193 48L196 47V48H194L195 50L193 49L195 52H197V50H199L198 48H200L198 43L196 46ZM219 43L221 45H222V43L224 44V45H222V49L224 48L223 50L218 49L219 48L218 46H221ZM225 44H228L227 47H225L226 46ZM179 45H181V44H178V46ZM211 45H212V47L214 46L213 49L215 48L214 49L215 51L212 49ZM216 45H217V47H216ZM230 45L232 46L230 48V52H232L233 54L230 53L229 55L230 56L232 55L231 57H234V58L232 59L230 57L231 61L229 60L230 58L228 59V61L230 63L226 61L227 65L225 63L224 66H221L222 68L216 67V65H215L216 60L214 59V58H216L215 56H218L219 52L222 53ZM242 45L244 48L242 47ZM178 46H176V47H178ZM235 46H238V47H235ZM236 48H238V50H236ZM242 48L244 50H241ZM245 49H246V51H245ZM248 49L251 50V51L249 50V53L250 52L253 53V51L255 50L254 51L255 53H253V57H251L250 54L248 53ZM69 50H70V52H68ZM166 51L167 50H165L161 53V57L163 58V60L165 59L164 61H167L169 59V57L167 58V56H171V54H170L171 51H167V56H165ZM212 51H214V53L216 54L215 56L213 55L214 53ZM242 51H243L244 55L242 54ZM54 52H55V54H54ZM195 52L192 51V54ZM56 53H58L57 54L58 56L56 55ZM51 54H53V55H51ZM60 54L62 56H60ZM55 55L58 58L62 57V58H60V61H59L60 65H58V69L61 66V68H63L62 70L64 73L62 72V70L59 71V74H58L59 78L56 77L59 80L57 81V79L55 78L57 81V82L55 81V83L57 84L59 82L57 85L54 83L55 79L53 81H51L53 83V85H51L52 83L49 81L48 82L50 84L48 82L47 83L45 82V85H44V83H41L45 79V78L44 79L42 78L44 76L43 71L45 72L46 71L45 69H48V68H45V65H47L46 63H47L48 59L50 57H55ZM115 55H117V54H115ZM241 55L244 57H241ZM246 55L249 57H247ZM191 56H190V58L188 57L187 60H185L184 64H187L185 66H188L189 60H191ZM259 56H260V58H259ZM15 57L17 58L16 60H14ZM115 57L116 56L113 55V58H115ZM117 58H118V56L116 57V59H113L114 60L113 63H116L117 61L121 62L120 61L121 58L120 57L118 59ZM242 58L245 59L244 61L248 60V61H246V62H248V66H247L246 62L244 63V65L247 66V68L242 65V62H244ZM259 59H260V61L258 62ZM13 60H14V62H13ZM252 60H253V62H252ZM15 61L17 62L16 65L14 64ZM30 61L33 63L32 66H31ZM186 61H188V63ZM255 61L257 62V65H256ZM250 62H252V63H250ZM260 63H262V64H260ZM63 64H66V65H63ZM239 65L242 67L243 70L240 71L241 67ZM249 65H250V69H249ZM42 67L44 69L43 71L40 70V69H42ZM64 68H65V70H64ZM232 68L233 69L235 68L234 71H231ZM238 68H239V70H238ZM244 68H246L248 70H244ZM50 69H51V73H52L54 71L53 67L50 66ZM180 71H181V74H180ZM41 72H42V74H41ZM177 72H176L175 77L176 76L179 77V74H180V76L184 74V72H182V70H179L178 73ZM233 72H235V73H233ZM237 72H239V73H237ZM165 73H166V71H163L161 75L162 76L164 75L163 77H165ZM205 73H206V75L207 74L208 75L206 76ZM132 74L134 76V74H136L135 71L132 70ZM230 74H232V75L235 74V76L236 75L237 76L232 78L234 75L231 76ZM199 75H200V79H199ZM202 75H203V77H202ZM229 75H230V77H229ZM137 76L133 77L134 80H137L136 79V78H138ZM204 77L207 78V80L208 79L209 80L207 81L204 79V81L202 82V79ZM225 77H227V78H225ZM25 78H27V79H25ZM41 78H42V80H41ZM223 78L225 81L223 80ZM230 78L234 79V81L232 79H231V81H233V82L229 81ZM195 80H197V81H195ZM222 80L224 82H222ZM262 80H263V82H262ZM257 81H258V83H256ZM29 82L30 83L32 82V84H29ZM204 82H206V83H204ZM36 83L40 84V87H38L39 85H36ZM189 83H191V84L189 85ZM220 83H222V85ZM251 83H253V84H251ZM98 84L99 83L97 81V83H94L95 88H94V85L91 87L92 88L91 97L94 96V92H95L96 88L98 87L97 86ZM225 84L227 86H229V85L231 86L233 84V86H231V88H229L230 86L227 87ZM31 85H36V90H35V86H31ZM54 85H56L58 88H55ZM37 87L39 89H37ZM216 87H219V88H216ZM54 88H55L56 92L55 91L52 92ZM207 88H210V89L207 90ZM214 88H216L217 91H218V89L219 90L221 89L220 92L224 91L221 93L217 92L218 94H221L220 97L224 98L225 96H223V94H227L225 97V100H226V103L228 102L227 105L230 104L231 106H229V107L227 105L224 106V103H225L224 102L222 105H219V107H214L215 109L212 107L206 113V115H204V113L206 111L204 108L207 109L208 108L207 106L215 103V102H213V101H215V99H213L215 97H213L212 99L207 98L208 97L207 94L209 93V91L213 90ZM50 89H51V92H49ZM63 89H64V91H63ZM188 89H190V90H188ZM37 90L39 92H37ZM122 90H123V88H122ZM181 90L183 91V92H181L182 96L179 93V91H181ZM203 90H205V91L203 92ZM226 90H228V91H226ZM57 91H59V92H57ZM188 91L189 92L192 91V93H189ZM258 91H259V93H258ZM227 92H229V93H227ZM233 92L234 93L239 92L238 93L239 95L236 93L238 96H235L236 94L233 95ZM52 93L53 94L56 93L54 95L55 97L50 96V94L53 95ZM57 93H58V95H57ZM62 93L64 96L62 95ZM160 93H162L163 96ZM177 93H179V94H177ZM183 93H184V97H183ZM187 94H190V95H187ZM133 96L135 97V95H132L131 97H133ZM190 96H191V98H190ZM202 96L204 98H202ZM229 96H231L233 99L231 100V98ZM43 97L45 99L42 100ZM173 97H174V99H172ZM48 98L51 100L49 101ZM181 98L182 99L184 98L183 99L184 101ZM188 98H189V101H188ZM234 98H235V100H234ZM238 98L240 100H238ZM13 99H15V102H17L19 104L17 110L15 109L16 111H14L15 116L17 117L16 119H17V121H20V119H21V121L20 122L15 121L14 124H16V125H14V124L9 125V123L7 121H8V117L11 115L10 113L12 112L11 109L9 108V104H10V101H12ZM80 99H78V100H80L79 103H78V100L76 101V103L79 106H81V104L82 105L84 104V99H82V98H80ZM170 99L176 100V101L179 100V102L173 106V108H175V109H173L170 106L166 107L165 104L168 105L169 101H171ZM208 99H210V101L211 100L212 101L210 102V101H208ZM37 100L42 101V102L39 101V103H41L40 105H39V103H37ZM45 100L47 101V103L43 104V102L44 103L46 102ZM163 100H165V101L168 100V101L161 103ZM180 100H182V101H180ZM227 100H229L230 102ZM236 100H238V101H236ZM34 101H36V103ZM52 101H53V103H52ZM254 101H257V103ZM203 102H206V103H203ZM182 103L184 104V106ZM255 103L257 106L258 105L259 106L257 107L255 105ZM59 104H61V105H59ZM91 104L94 105V101L91 100ZM30 105H33V107L31 106V108L34 110H32L31 108L29 109ZM43 105H45V107ZM197 105H199V107ZM203 105H204V107H202ZM7 106H8V108H7ZM36 106L38 108H36ZM152 106H153V108H152ZM181 106H183V107H181ZM220 106L223 109L220 108ZM254 106H255V108H254ZM40 107L42 109H40ZM162 107H163V109H161ZM177 107H178V109H177ZM180 107L182 109H179ZM3 108H5V109L3 110ZM19 108H20V110H18ZM146 108L148 110H146ZM169 108H171L172 110ZM256 108H258V109H256ZM35 109H38V110H35ZM176 109H177V111H176ZM166 110H167V112H166ZM170 110H171L172 115H174V116L171 115V113L169 112ZM214 110L216 112H214ZM224 110H225V113H224ZM34 111H36V112H34ZM37 111L40 115H38ZM172 111H174V113L178 116H175V114H173ZM222 111L224 114L222 113ZM5 112H6V114H5ZM27 112L30 113L29 114L30 116L28 115ZM77 113H78L77 114V117H78L81 112H77ZM217 113H219V114H217ZM228 113H230V114L228 115ZM170 115L172 116V118ZM221 115H222V117H221ZM38 116H39V118H38ZM138 116H139V114H135V115H133V118H137ZM203 116H205V117L203 118ZM208 116H210V119L208 118ZM218 116H220V117H218ZM161 117L163 119H161ZM166 117L168 119L164 120V118H166ZM184 117L187 119V121ZM212 117H213V121L211 119ZM34 118H36V119H34ZM260 118L262 119V117H260ZM177 119L178 120L180 119L179 122L177 121ZM181 119H183V121ZM28 120H31V121H29V123H28ZM155 120H153V121H155ZM166 120L167 121L169 120L171 122H169V121L166 122ZM22 122H25V123L22 124ZM162 122L166 123V125H165L166 127L164 126V124ZM174 122H176V123H174ZM26 123H28L27 126H26ZM179 123H180V125H179ZM181 123H183V124H181ZM187 123H188V125H187ZM21 124L23 125L22 127H21ZM159 124L161 126H159ZM13 125H14V127H16V130H18L19 132L16 131L15 128H13ZM161 127H162V129H161ZM26 128H28V129H26ZM183 128L187 129V130H184ZM30 129H32V130H30ZM163 129H164V131H163ZM181 129H183L184 132ZM206 129H207V131H206ZM230 129H233L232 130L233 133L232 132L229 133ZM235 129H237V130H235ZM10 130H13V131H10ZM23 130L27 131L28 134H26V132H24ZM204 131H206V132H204ZM23 132L25 133L24 135H22ZM202 132H204L206 134H204ZM216 132H218V133H216ZM12 133H14V134H12ZM201 133L203 135L200 136ZM214 133H216V134H214ZM219 134H221V135L223 134V135L221 136ZM9 135H11V136H9ZM197 135H199V137ZM23 136H25L24 139H23ZM141 136H142V134H141ZM222 137H223V139H222ZM227 137H230V138L232 137V138L230 140V138H227ZM12 138L14 139L15 143L13 142ZM207 138H209V141L207 140ZM19 139H21V141L22 140L23 141L20 142ZM169 139H171V140H169ZM187 139H189V138H187ZM89 140H91V139H89ZM175 140H176V142H175ZM225 140H226V142H225ZM169 141H171V142H169ZM192 141H193V143L191 144L190 142H192ZM123 142L125 143L126 141H123ZM18 143H19V145H18ZM124 143H122L123 144L122 146H126L127 143H125V144ZM193 144H194V146H193ZM11 145L14 146L15 149H13V147H11ZM179 147H177V148H179ZM183 150H185V151H183ZM139 151L140 152L138 153V155H140L143 152L141 149ZM164 151H168V152H164ZM20 152H21V154H20ZM110 153H112V156H114V155L116 156L117 154H115V153H117V148L116 149L114 148V150ZM132 155L124 154L125 157H123V158H125V160H126L129 157L128 159L130 160L134 157V155H133V157H132ZM156 156L154 157V160H155V158L157 160L154 161V163H153L154 165L159 160V158L160 159L162 158L160 156V154L156 155ZM252 156H255L256 158L252 157ZM258 156L259 157L261 156L260 157L261 160H260V158L258 159ZM11 157H12V159H11ZM204 157H203V160L205 161V164H207V165H208V162H210L214 158L213 153H211V154L208 153ZM225 157L227 158L226 155H225ZM209 158H211V159H209ZM244 159H245V161H244ZM244 159H242V162H243L242 164H247V162L250 160H254V161L258 160V161H261L264 163V153L263 154H254V155L251 154L250 158L248 156L247 159L246 158H244ZM10 160L13 162H11ZM54 161H56V162H54ZM8 162L12 163V164H9ZM7 163L9 166H7ZM119 164H118V167H116L117 165L116 166L114 165L113 166L114 168H111L112 166L109 167V169H111L113 171H108V177H110V178L113 177L112 179H115V178L116 179H123V178L128 179V178H135L139 175L138 174L139 173L138 165L135 164V165L130 166V168H129V167H126V165L124 163L123 164L121 163L120 165ZM49 166H51V167L49 168ZM183 169L185 171L187 170L188 174L186 172H184ZM183 169H181V174H180V172L176 171L175 173L172 174V175L175 174L174 176L171 175L172 177H174L173 180H174V183L177 184L176 186L182 187L181 186L183 184V183H181L182 179L187 175L191 176V174L193 176V178H192L193 180L196 179L198 181L199 175H200V179L202 177V179L205 182L207 180H212V181L214 180V184H216L215 188H218V189L227 190L226 188H228V186H230V184H231L232 186H230L228 189H233V187H237V188H240L242 191H245L246 196L241 195L239 201L251 200L250 197L255 198V200L253 199L254 200L253 204L257 205L256 210L251 209V210H249L250 211L249 213H245V214L244 213H238V212L232 210L231 202H229V203L228 202H222V204L219 207L214 206L215 208H213V209L211 208L209 210H206L207 212L205 211L203 213L202 212L201 213H190L189 212L190 214H187V212H185L186 214L177 215V216H174L173 214H162V215L155 216L150 221L148 219H141V220H143V222L146 225H149L152 228H155V231L158 229V232H156L157 234L155 233L156 235H149V236L147 234L145 237H141L138 240L136 239V237L131 235L128 238L129 240H128L127 244L123 245V247H125L124 249L121 250V248H123V247H121V248L119 247L120 250H119V248H117V250H110V249L104 248L103 250L101 249L102 251L100 250V252L95 251V253L96 254L100 253L101 255L110 256V257H113L116 259H121V260L125 261L123 264H129V262H130V264H149L147 262L142 261V259L143 258H145V259L152 258L153 256H156V258L161 257L158 259L161 262H157L155 264H195V263L198 264L200 259H204L206 257H211L212 259L216 258V260L221 259L222 257H227L231 261H234L237 264H264V259L263 260L257 259L256 255H251V252H250V249H257V248L261 247L262 252L264 254V176L263 175L257 176V177L252 176V177H250V178L248 177L244 181L240 182V180L236 181L234 178L231 179L230 177H226V176L224 177L222 175H217V172L209 166H208L207 170H205L206 169V167H205L204 170L201 172V174H198L194 170H193V172H192V170H190L191 172L190 171L188 172V169H186V168H183ZM6 170H9V174L5 175ZM183 172H184V176L182 175ZM88 173H89V175H88ZM160 174H161V176H160ZM168 174L170 175V173L164 167L159 169L158 175L162 179H166L168 177ZM195 175H197V176H195ZM75 178H76V180H75ZM86 180H84V181H86ZM217 180H218V183H217ZM204 181H203V183H204ZM235 183H237V184H235ZM250 183H252V184H250ZM178 184L179 185L181 184V185L179 186ZM221 184L222 185L224 184L223 188H222ZM234 185H237V186H234ZM209 186L210 185H208V184H207V186H206V184H201V185H199V189L201 188L200 191L204 192V193L206 191V193H207L206 195L209 196L208 200H210V198L212 200L213 195L210 194L211 191L209 190L210 189ZM247 187L249 188V190ZM258 187L261 189V191ZM250 188H251V191H250ZM253 189L255 190V193H254ZM194 190H195V188L193 189L191 187H188V189L186 190V191H188V196H191L196 191H198V189H196L195 191ZM209 191H210V193H208ZM213 193H215V191ZM252 193H254V194H252ZM262 193H263V195H261ZM246 198H248V199H246ZM256 198L258 201L256 200ZM241 199H243V200H241ZM2 202L0 203V207L2 206ZM17 203L19 204V202H17V201L14 203L10 202L9 203L10 205L8 204L9 207L6 206L8 210L10 208V210L9 211L7 210V212L10 214V218H11L10 220H11L12 224L14 225V227L15 226L20 227V225L23 226V225L27 224L26 218H24L23 216H19L17 214H13V213H15V212H13V209L21 207V204H19V206H18ZM139 204L142 207L144 205V201L141 200L139 202ZM14 205H15V207H14ZM258 205H260V206H258ZM109 206H111V205L108 204L107 207H109ZM172 206L173 207L179 206V202L172 203ZM258 207H260V209ZM252 210H255V211H252ZM89 211L90 210L87 209L84 212H82L81 215H83V216H80L77 220H75V218L74 219L71 218V219H73V221L70 218H67L69 221L65 218L61 220L60 218L57 219V217H56L54 222L65 232V231H68L70 226H73V225L76 226L78 224L83 225L84 223L87 222V220H91L92 217H94L93 216L94 213L92 211H90V212ZM209 214L210 215L214 214L216 216L218 215V217L222 216L219 220H225L226 216H230V217L234 218L233 221H236V222H234V224L231 223L232 225L229 224L227 226H224L223 223H221V222L218 223V221H217L216 223H213V225L208 226V225L203 224L200 226L198 220L199 219L209 220L208 219V217L210 216ZM249 220H250V222L248 223ZM33 223H35L36 227L44 224V222H42V221H38V222L32 221L31 225ZM183 224L185 226H183ZM216 225H217V227H216ZM172 229H176L177 231H179L185 235H189V236L194 235V236H191V238L195 239V240H197L199 238H205V240H206V238H207L208 240H206V241H209V243L208 242H205V244L203 243L204 247H201V245H190V246H188L187 250L185 251L186 253H182V254L174 253L173 254V252L171 250H167L166 248H164V249L160 248V247H163L162 244L165 242L179 241L180 240L179 237H174V238L164 237L168 232L172 233ZM214 236L220 237L219 239L215 240V241H217V243L215 241L213 242L211 240V238ZM250 238L256 239V241L252 242L250 240ZM0 240H1V238H0ZM157 246L158 247L160 246V247L157 249ZM42 247H43V245H42ZM80 251H84V252H80ZM85 251H86L85 249L79 250L78 252L66 250V255H65L66 257L64 258L63 262H65V260H66L67 261L66 264H77V263H79V261H77V260L81 259L77 256H80V254L81 255L85 254L86 253ZM170 251L172 252V254ZM198 251H200V256H199ZM204 251L206 252V254H201ZM76 252H77V255H75ZM20 253H22V251L18 252V254H20ZM71 253L72 254L75 253L73 255L75 258L71 257ZM10 256L11 255L5 254V257H3L2 260L0 259V261H4L6 258V260L7 259L9 260V262L5 260L3 262L4 264H6V262L8 264H12L13 261L15 262V263L13 262V264H21L19 262H22V264H23L24 262H26L25 260L22 259L23 257L20 258L21 257L20 255H18V256H20L18 259H20V260L22 259L21 261H19V260L15 261L17 259V256H16V258L14 257L15 259L14 258L9 259ZM76 257H77V260H76ZM251 257H254L255 259H251ZM11 260H13V261H11ZM74 260H76V261L74 262ZM63 262H61L59 264H62ZM80 262H81L80 264H82V260H80ZM26 263H28V261ZM152 263H154V262H152ZM46 264H51V263L48 262ZM52 264H56V263H52ZM63 264H65V263H63Z\"/></svg>",
	"mask_w": 264,
	"mask_h": 264
}]
</instances>
